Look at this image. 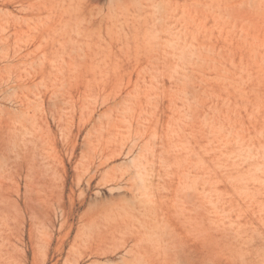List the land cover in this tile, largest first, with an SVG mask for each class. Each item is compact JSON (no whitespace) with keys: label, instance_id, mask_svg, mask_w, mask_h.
Wrapping results in <instances>:
<instances>
[{"label":"rangeland","instance_id":"rangeland-1","mask_svg":"<svg viewBox=\"0 0 264 264\" xmlns=\"http://www.w3.org/2000/svg\"><path fill=\"white\" fill-rule=\"evenodd\" d=\"M0 15V264H264V0Z\"/></svg>","mask_w":264,"mask_h":264},{"label":"bare ground","instance_id":"bare-ground-1","mask_svg":"<svg viewBox=\"0 0 264 264\" xmlns=\"http://www.w3.org/2000/svg\"><path fill=\"white\" fill-rule=\"evenodd\" d=\"M23 9H24V8H23ZM24 12H25V11H24ZM48 12H49V11H48ZM51 12H52V11H51ZM0 16H1V15H0ZM18 16H19V15H18ZM16 17H17V16H16ZM39 17H40V16H39ZM39 17H38V18H39ZM25 19H26V18L24 17V19H23V20H24L23 23H24L25 21L27 22V20H25ZM47 19H49V18H47ZM28 20H29V17H28ZM7 22H8V21H7ZM39 22H40V21H39ZM8 24H9V23H8ZM40 24H41V22H40ZM32 28H34V27H32ZM3 31H5L4 28H3ZM3 31H2V32H3ZM36 31H37V30H36ZM24 33H25V31L23 30V34H24ZM27 34H28V33H27ZM8 35H10V34H8ZM4 36H5V35H4ZM4 36H3V37H4ZM0 39H1V37H0ZM5 39H6V38H5ZM7 40H8V39H7ZM16 40H17V39H16ZM43 40H44V39H43ZM1 41H3V40H1ZM3 42H4V41H3ZM3 42L1 43L2 46H3ZM20 42H22V41H20ZM25 43H26V42H25ZM15 45H16V44H15ZM36 46H37V45H36ZM38 46H39V43H38ZM38 46H37V47H38ZM3 47H5V46H3ZM14 49H15V48H14ZM34 49H35V48H34ZM38 49H39V48H38ZM32 50H33V49H32ZM1 51H2V50H1ZM26 53H27V52H26ZM28 53H29V52H28ZM28 53H27V54H28ZM32 53H33V52H32ZM30 54H31V50H30ZM33 54H35V53H33ZM41 54H43V53H41ZM41 54H40V55H41ZM21 56H22V55H21ZM28 56H29V55H28ZM43 57H44V56H43ZM18 58H19V57H18ZM37 58L39 59L40 56L38 55L37 57H35V60H37ZM22 59H23V58H22ZM35 60H34V61H35ZM63 60H64V59H63ZM192 60H193V59H192ZM20 61H21V60H20ZM20 61H19V63H20ZM40 61H41V60H40ZM21 62L24 63V61H21ZM26 62H27V61H26ZM29 62H30V61H29ZM197 62H198V59H197ZM8 63H9V62H8ZM37 65H38V64H37ZM30 67H32V65H31ZM25 68H26V67H25ZM24 71H25V70H24ZM188 71H189V70H188ZM29 74H30V73H29ZM150 75H151V74H150ZM30 77H31V76H30ZM176 80H177V79H176ZM178 80H179V79H178ZM38 82H40V80H39ZM181 83H182V81H181ZM184 83H185V82H184ZM184 83H183V84H184ZM32 85H35V86H36V84H34V83H32ZM9 86H10V85H9ZM29 86H30V85H29ZM41 86H42V85H41ZM61 86H62V85H61ZM61 86H60V89H62ZM43 87H44V86H43ZM200 87H201V86H200ZM12 88H13V87H12ZM29 88H30V87H28V89H29ZM64 88H65V86H64ZM36 89H38V88L36 87ZM58 89H59V88H58ZM134 90H135V89H134ZM198 90H199V89H198ZM195 91H196V93L198 92L197 89H195ZM196 93H195V94H196ZM198 93H199V92H198ZM51 94H52V93H51ZM184 95H185V94H184ZM190 95L192 96V94H190ZM159 96H160V95H159ZM103 97H105V96H103ZM50 98H51V97H50ZM83 98H84V97H83ZM122 98H124V97L122 96ZM122 98H121V99H122ZM128 98H129V97H128ZM198 98H199V97H198ZM217 98H218V97H217ZM56 99H57V98H56ZM84 99H85V98H84ZM84 99H83V100H84ZM90 99H92V98H90ZM121 99H120V102L123 101V100H121ZM134 99H135V98H134ZM150 99H151V98H150ZM150 99H149V100H150ZM49 100H50V99H49ZM195 100H196V98L194 99V101H195ZM32 101H33V100H32ZM125 101H126V100H125ZM196 101H197V100H196ZM29 102H30V101H29ZM55 102H56V101H55ZM57 102H58V101H57ZM60 102H62V101H60ZM120 102H119V103H120ZM52 103H53V102H52ZM82 103H83V102H82ZM115 103H116V102H115ZM115 103H114V107H115ZM119 103H118V105H120ZM103 104H104V103H103ZM122 104H123V103H122ZM127 104H128V103H127ZM148 104H149V103H148ZM36 105H37V104H36ZM112 105H113V103H112ZM29 106H30V104H29ZM126 106H127V105H126ZM193 106H195V105H193ZM20 107H21V106H20ZM34 107H35V106H34ZM108 107L111 109L110 106H108ZM189 107H191V106H189ZM189 107H188V108H189ZM87 108H88V107H87ZM117 108H118V107H117ZM191 108H192V107H191ZM193 108H194V107H193ZM193 108H192V110H193ZM196 108H198V107L196 106ZM22 109H23V108H22ZM40 109H41V108H40ZM83 109H84V107H83ZM99 109H100V108H99ZM106 109H107V108H106ZM199 109H200V108H199ZM104 110H105V109H104ZM117 110H118V109H117ZM132 110H133V109H132ZM227 110H228V109H227ZM98 111H100V110H98ZM102 111H103V110H102ZM197 111L199 112L200 110L197 109L196 111H194V114H193L194 116H195V114H196L195 112H197ZM216 111H217V110H216ZM176 112H177V111H176ZM198 112H197V113H198ZM23 113H24V112H23ZM100 113L103 114V112H100ZM199 113L201 114V111H200ZM102 114H101V115H102ZM180 114H181V113H180ZM206 114L209 115V113H206ZM206 114H205V115H206ZM122 115H123V114H122ZM146 115H147V114H146ZM148 115H149V114H148ZM150 115H152V113H150ZM184 115H185V114H184ZM208 115H207V116H208ZM213 115H214V114H213ZM219 115H220V114H219ZM34 116L37 117L36 115H34ZM108 116H109V115H108ZM123 116H124V115H123ZM180 116H181V115H180ZM194 116H193V118H194ZM214 116H215V115H214ZM19 117H22L21 114L19 115ZM25 117H26V114H25ZM30 117H31V116L29 115V117H27V118H30ZM97 117H98V116H97ZM97 117H96V118H97ZM205 117H206V116H205ZM27 118H24V121H25ZM90 118H91V116H90ZM106 118H107V117H106ZM137 118H138V117H137ZM169 118H170V119H173L172 116L169 117ZM175 118H177V117H175ZM175 118H174V119H175ZM189 118H190V117H189ZM193 118H192V119H193ZM195 118H196V116H195ZM197 118H199V116H198ZM207 118H208V117H206V120H208ZM98 119L100 120V118H98ZM101 119H104V118H102V116H101ZM119 119H121V118H119ZM119 119H118V121H119ZM174 119H173V120H174ZM192 119H190L191 122H193ZM99 120H98V122H99ZM24 121H23V122H24ZM27 121H28V120H27ZM31 121H32V120H31ZM31 121H30V124L32 123ZM94 121H95V120H94ZM102 121H103V120H102ZM102 121L100 120V122H102ZM121 121H122V119H121ZM121 121H119V123H122ZM143 121H144V120H143ZM196 121H198V120L196 119ZM210 121H211V120L208 121V124H210ZM95 122H97V119H96ZM98 122H97V123H98ZM147 122H149V120H148ZM174 122L176 123L175 120H174ZM206 122H207V121H206ZM28 123H29V122H28ZM196 123H197V122H196ZM70 124H71V123H70ZM99 124H101V123H99ZM177 124H178V123H177ZM186 124H187V123H186ZM186 124H185V125H186ZM201 124H202V123H201ZM201 124H200V125H201ZM35 125H36V123H35ZM93 125H94V124L92 123V125H91L92 127H91V128L95 127V126H93ZM130 125H131V124H130ZM137 125L140 126L139 123H138ZM192 125L194 126L195 123H192ZM204 125H205V124H204ZM211 125H212V124H211ZM211 125H210V126H211ZM142 126H143V125H142ZM186 126H187V125H186ZM188 126H190V125H188ZM101 127H102V126H101ZM101 127H100V132H101ZM174 127H175V126H174ZM178 127H179V126H178ZM191 127H192V126H191ZM203 127H204V126H203ZM203 127H201V128L203 129ZM243 127H244V126H243ZM248 127H249V126H248ZM132 129H135V128L133 127ZM194 129H195V128H194ZM235 129H236V128H235ZM244 129H245V128H244ZM35 130H36V129H35ZM40 130H41V129H39V130H37V131L39 132ZM93 130H94V129H92V131H93ZM103 130H105V129H103ZM127 130L130 131V129H127ZM196 130H197V129H196ZM198 130H199V129H198ZM198 130H197V131H198ZM215 130H217V129H215ZM37 131H36V132H37ZM131 131H132V130H131ZM167 131H168V127H167ZM181 131H182V133H184L182 129H181ZM199 131H200V130H199ZM203 131H204V130H203ZM203 131L201 130V132H203ZM212 131H213V130H212ZM262 131H263V130H261V133H262ZM94 132H95V133H98V132H96V131H94ZM221 132H222V131H221ZM221 132H220V133H221ZM87 133H88V131H87ZM185 133H187V132H185ZM196 133H197V132H196ZM220 133H219V135H220ZM237 133H238V132H237ZM132 134H133V133H132ZM145 134H146V133H145ZM171 134H172V133H171ZM173 134H174V133H173ZM173 134H172V135H173ZM176 134H177V133H176ZM193 134H194V133H193ZM211 134H213V136H214V134L216 135L215 132H214V133H211ZM87 135H88V134H87ZM195 135H196V134H195ZM217 135H218V134H217ZM219 135H218V136H219ZM262 135H263V134H262ZM41 136H42V135H41ZM41 136H40V143H41V140H42ZM90 136H91V135H90ZM90 136L87 138V141L89 140V138H90V140H92V137H90ZM93 136H95V135H93ZM150 136H151V134H150ZM156 136H157V135H156ZM218 136H216V137H218ZM220 136H221V135H220ZM229 136H230V135H229ZM136 137H137V136H136ZM167 137L169 138V136H167ZM170 137H171V136H170ZM195 137H196V136H194V138H195ZM139 138H140V136H139ZM139 138H138V139H139ZM203 138H204V137H203ZM214 138H215V137H214ZM222 138H224V137H222ZM147 139H148V138H147ZM149 139H150V138H149ZM192 139H193V138H192ZM195 139H196V138H195ZM215 139H216V138H215ZM224 139H225V138H224ZM139 140H140V139H139ZM152 140H153L154 143L156 142L155 139H152ZM154 140H155V141H154ZM161 140H162V139H161ZM212 140H213V139H212ZM250 140H251V139H250ZM145 141H146V140H145ZM221 141H222V140H221ZM227 141H228V139H227ZM227 141H225V143H226ZM147 142L149 143V141H146V144H147ZM29 143L31 144V142H29ZM132 143H133V142H132ZM137 143H138V141H137ZM218 143H220V142L218 141L217 144H218ZM228 143H229V142H228ZM86 144L88 145L89 143L87 142ZM142 144H143V146L145 145L144 140H143V143H141V145H142ZM196 144H197V143H196ZM226 144H227V143H226ZM45 145H47V144H45V142H44V143L41 145V147L44 148ZM84 145H85V143H84ZM89 145H90V144H89ZM226 146H227V145H225V147H226ZM85 147H86V145H85ZM85 147H84V149H85ZM131 147H133L132 144L130 145V149H131ZM136 147H137V145H136ZM136 147H135V148H136ZM138 147H139V145H138ZM145 147H146V145H145ZM154 147H156V145H154ZM160 147H162V144L160 145ZM45 148H46V147H45ZM87 148H88V147H86V149H87ZM133 148H134V147H133ZM133 148H132V149H133ZM132 149H131V150H132ZM141 149H142V148H139L138 151L141 152V151H142ZM176 149L178 150V148H176ZM180 149H181V148H180ZM128 150H129V149H128ZM136 150H137V149H136ZM145 150H146V149H145ZM154 150H155V149H154ZM154 150H153V151H154ZM251 150H252V149H251ZM251 150H250V151H251ZM87 151H88V150H86V152H87ZM132 151H133V150H132ZM138 151H137V152H138ZM216 151H218V150H216ZM46 152H48V151H46ZM46 152H45V153H46ZM94 152H95V151H94ZM94 152H93V153H94ZM104 152H106V151H104ZM251 152H252V151H251ZM48 153H49V152H48ZM87 153H88V152H87ZM122 153H123V152L121 151V154H122ZM132 153H135V152H132ZM153 153H154V152H153ZM214 153H215V152H214ZM46 154H47V153H46ZM100 154H101V153H100ZM100 154H99V155H100ZM136 154H137V153H136ZM50 155H51V154H50ZM84 155H85V154H84ZM84 155H83V157H84ZM99 155H97V156H99ZM117 155H119V154H117ZM151 155H153V154L151 153ZM194 155H195V154H194ZM134 156H136V155H134ZM160 156H162V155L160 154ZM191 156H192V155H191ZM191 156H190V157H191ZM92 157H93V156H92ZM119 157H120V155H119ZM136 157H138V155H137ZM136 157H134V158H136ZM195 157H196V156H195ZM254 157H255V156H254ZM101 158H102V157H101ZM124 158H125V157H124ZM138 158H139V157H138ZM138 158H137V159H138ZM192 158H194V157H192ZM192 158H190V159H192ZM238 158H239V157H238ZM40 159H41V158H40ZM94 159H95V158H94ZM129 159H130V158H129ZM17 160H18V159H17ZM92 160H93V158H92ZM106 160H107V158H106ZM106 160H105V162L108 161V160H107V161H106ZM146 160H147V158H146ZM236 160H237V159H236ZM86 161H87V160H86ZM129 161H130V163H131V160H129ZM129 161H128V162H129ZM234 161H235V160H234ZM38 162H39V161H38ZM105 162H104V163H105ZM109 162H110V161H108L106 164L103 163V165L106 166ZM128 162H127V163H128ZM188 162H189V161H188ZM191 162H192V161H191ZM42 163H44V162H41V164H42ZM101 163H102V162H101ZM101 163H100V164H101ZM132 163H133V161H132ZM100 164H99V167H98V168H100ZM114 164H115V163H114ZM114 164L112 163V166H111V165H110V166L113 167ZM125 164H126V163H125ZM125 164H124V165H125ZM128 164H129V163H128ZM192 164H193V166H194V162H192ZM103 165H102V166H103ZM116 165H117V164H116ZM122 165H123V163H122ZM131 165H132V164H131ZM187 165H188V167L190 166L189 163H188ZM114 166H115V165H114ZM129 166H130V164H129ZM129 166H128V167H129ZM159 166L163 167L164 164H161V165H159ZM199 166H200V165H199ZM221 166H222V165H220L219 168H221ZM50 167H51V166H50ZM96 167H97V166H96ZM111 167H109V168H111ZM116 167H117V166H116ZM121 167H122V166H121ZM186 167H187V166H186ZM188 167H187V169H188ZM262 167H264V166H262ZM41 168H42V167H41ZM102 168H103V167H102ZM222 168H223V167H222ZM128 169H129V168H128ZM130 169H131V168H130ZM143 169H144V168H143ZM162 169H163V168H162ZM95 170H96V169H95ZM133 170L135 171L136 168L133 169ZM163 170H164V169H163ZM184 170H185V168H184ZM193 170H194V169H193ZM194 171H195V170H194ZM198 171H199V170H198ZM93 172H94V171H93ZM125 172H126V171H125ZM145 172H146V171H145ZM195 172H196V171H195ZM126 173H127V172H126ZM136 173H137V172H136ZM136 173H134V174H136ZM185 173H186V172H185ZM185 173H184V174H185ZM224 174H225V173H224ZM103 175H105V174H103ZM187 175H188V174H187ZM191 175H192V174H191ZM131 176H132V175H131ZM131 176H130V177H131ZM137 176H139V174H137ZM137 176H136V175H135V177L133 176V178L130 179L131 181L128 179L129 181H127V182H132V181H134V180H133L134 178H137V180H138V177H137ZM181 176H182V175H181ZM188 176H189V175H188ZM193 176L195 177V175H193ZM90 177H91V176H90ZM185 177H187V176H183L182 178L184 179ZM41 178H42V177H41ZM92 178H93V176H92ZM123 178H124V177H123ZM167 178H168V177H167ZM204 178H205V177H204ZM160 179H161V178H160ZM33 180H34V179H33ZM91 180H92V179H91ZM91 180L89 179L88 182H90ZM121 180H122V179H121ZM161 180H162V179H161ZM188 180H189V179H188ZM193 180H194V179H193ZM229 180H232V179H229ZM125 181H126V180H125ZM138 181L140 182V183L138 182L139 184H137L136 181H135L134 186H133V185H132V186H133V187H137V185H138L137 188H139V186H140L139 189L141 190V187L143 188V186L141 185V180L139 179ZM196 181H197V180H196ZM101 182H102V181H101ZM142 182H143V181H142ZM244 182H245V181H244ZM85 183H86V182H85ZM116 183H117V180H116ZM116 183H115V184H116ZM228 183H229V182H228ZM87 184H88V186H89V183H87ZM120 184H121V183H119V185H120ZM136 184H137V185H136ZM142 184H143V183H142ZM116 185H117V184H116ZM116 185H115V186H116ZM130 185H131V183H130ZM179 185H180V184H179ZM196 185H197V184H196ZM207 185H208V183H207ZM207 185H206V186H207ZM117 186H118V185H117ZM117 186H116V187H117ZM177 187H180V186H177ZM118 188L121 189V187H118ZM124 188H128V187H124ZM182 188H183V187H182ZM119 189H118V191L116 190L117 193L120 192ZM132 189H133L134 191H133ZM132 189H131V191H132L133 193L137 191V190H135L136 188H135V189L132 188ZM127 190H128V189H127ZM129 190H130V188H129ZM129 190H128V191H129ZM144 190H145V189H143V190H141V191L144 192ZM83 191H84V190H83ZM106 191H107V190H106ZM128 191H127V192H128ZM131 191H129V192H131ZM245 191H246V190H245ZM111 192H112V191H110L109 193H111ZM114 192H115V191H114ZM184 192H185V190H184ZM84 193H85V191H84ZM121 193H122V191H121ZM121 193H120V195H119L118 197L121 196ZM133 193H131V194L134 195ZM145 193H146V192H145ZM190 193H191V192H190ZM193 193H194V192H193ZM196 193H198V192H195V194H196ZM200 193H201V192H200ZM200 193H198V194H200ZM114 194H115V193H114ZM137 194H138V193H137ZM141 194H143V193L141 192ZM146 194H147V193H146ZM207 194H208V193H207ZM102 195H103V194H102ZM109 195H110V194H109ZM112 195H113V193H112ZM112 195H111V196H112ZM183 195H184V194H183ZM190 195H191V194H190ZM146 196H147V195H146ZM197 196H198V195H197ZM197 196H195V197H197ZM206 196H207V195H206ZM245 196H246V195H245ZM122 197L125 199V198L127 197V195L121 196V197L119 198V200H121ZM129 197H130V196H129ZM132 197H133V196H132ZM151 197H153V196H151ZM195 197H194V198H195ZM198 197H199V196H198ZM200 197H201V194H200ZM93 198H94V197H93ZM97 198H98V196H97ZM99 198H101V197H99ZM99 198H98V199H99ZM142 198L144 199V196H143V197H139V201H141ZM124 199H122V200H124ZM140 199H141V200H140ZM150 199H152V198H150ZM93 200H94V199H93ZM95 200H97V199L95 198ZM208 201L210 202V200H208ZM219 201H220V200H219ZM132 202H134V201L132 200ZM137 202H138V200H137ZM123 203H125V202H123ZM128 203H130V202H128ZM92 204H93V203H92ZM125 204L127 205V203H125ZM139 204H142V203L139 202ZM175 204H177V203H175ZM131 205H132V203H131ZM145 205H146V204H145ZM210 205H211V204H210ZM146 206H148V205H146ZM154 206H155V205H154ZM202 206H203V205H202ZM213 206H214V205H213ZM203 207H204V206H203ZM216 207H217V206H216ZM127 208H129L128 205H127ZM133 209H134V204H133ZM216 209H217V208H216ZM122 210H123V209H122ZM123 212H124V211H123ZM36 213H37V212H36ZM111 213H112V212H111ZM138 213H139V212H138ZM228 213H229V212H228ZM113 214H114V213H113ZM117 214H118V212H117ZM109 215H110V214H109ZM139 215H141V213H139ZM142 215H143V214H142ZM224 215H226V214H224ZM115 217H116V215H115ZM38 218H39V215H38ZM119 218H121V217H119ZM153 218H156V217H153ZM110 219H111V217H110ZM114 219H115V218H114ZM116 219H117V218H116ZM131 219H132V218H131ZM148 219H149V218H148ZM32 221H33V220H32ZM134 221H135V220H134ZM137 221H138V224H139L140 221H139V220H137ZM149 221H150V220H149ZM151 221H152V219H151ZM153 222H154V221H153ZM155 223H156V221H155ZM157 224H158V221H157ZM90 225H91V224H90ZM154 225H156V224H154ZM91 226H92V225H91ZM153 227H155V226H153ZM89 229H91V228H89ZM89 229H88V230H89ZM155 229H156V228H155ZM220 229H221V228H220ZM147 230H148V229H147ZM90 231H91V230H90ZM148 231H150V230H148ZM152 231H153V230H152ZM1 233H2V232H1ZM147 236H148V235H147ZM157 236H158V235H157ZM175 240H176V239H175ZM148 243H150V242H148ZM145 245H146V244H145ZM170 251H171V250H170ZM136 258H137V256H136ZM126 260H129L128 262H129V263H132L130 259H126ZM126 260H125V261H126ZM135 260H136V259L134 258L133 261H135ZM74 261H75V260H74ZM115 261H118V260H115ZM125 261H124V263H125ZM100 262H101V261H99V263H100ZM128 262H127V263H128ZM127 263H126V264H127ZM64 264H66V263L64 262ZM71 264H72V263H71ZM95 264H97V263H95ZM109 264H110V263H109ZM118 264H122V263H118ZM132 264H133V263H132Z\"/></svg>","mask_w":264,"mask_h":264}]
</instances>
